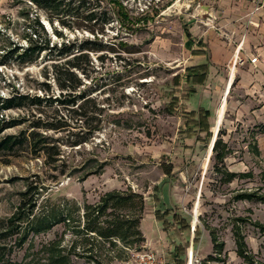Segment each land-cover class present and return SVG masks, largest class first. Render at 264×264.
<instances>
[{
  "label": "rangeland",
  "instance_id": "obj_1",
  "mask_svg": "<svg viewBox=\"0 0 264 264\" xmlns=\"http://www.w3.org/2000/svg\"><path fill=\"white\" fill-rule=\"evenodd\" d=\"M116 1L133 22L150 20L130 31L129 23L117 15ZM218 1L103 0L112 19L104 35L99 36L106 48L90 55L92 63L86 68V76L78 75L83 85L80 90L86 91L92 101L91 109L96 105L102 111L101 131L78 148L67 146V141L73 140L68 132L48 133L59 141L62 153L54 166L46 165L43 156L36 158L28 148L15 156L0 154V246L10 251L8 257L13 264H46L49 247L65 250L72 264H125L132 252L143 251L144 243H138L135 235L125 244L115 240L114 246L84 232V205L99 204L113 191L141 195L151 212L157 208L159 213L170 214L169 221L172 216L176 218L173 223L189 242L185 264H248L236 254L234 225L240 226L255 263L264 264V202L237 199L244 193L264 196V56L256 71L250 72L256 78L253 84V78L241 74L235 77L231 58L228 64L218 66L219 76L211 77L201 89V96H209L213 112L221 101L213 133L216 140L223 123L222 139L230 149L221 164L223 173L216 172L215 155L211 153L215 140L211 142L205 126L198 125L199 106L185 104L192 96L190 86L183 81L188 66L185 28L199 19L200 6H211L215 21ZM255 2L264 10V0ZM36 16L51 47L77 39L95 41L89 33L68 31L56 24L61 34L57 36L44 14L28 0H0L1 99L16 94L57 98L61 93L48 51L31 64L19 59L34 29L40 32L32 27ZM219 17L222 19V15ZM198 26L202 30L199 22ZM40 39H45L41 33ZM223 42L231 47L235 44L234 39L224 38ZM250 51L259 55L256 48ZM238 67L249 71L247 64ZM255 84L258 86L251 92ZM33 113L34 117L26 111L4 112L7 123L23 118L29 122L8 128L1 137L29 130L30 123L42 116L36 109ZM209 124L213 126V122ZM81 126L83 122L76 120L70 131L78 133ZM100 166L104 167L101 174L87 176L99 171ZM226 170L239 176L226 182ZM67 202L76 203L80 209L75 222L34 235L24 220L16 224L20 226L18 236L4 237L9 220L21 207H27L24 211L34 207L29 219L34 223L39 215ZM117 214L139 228L133 211ZM144 226L149 227V220ZM25 236L27 240L20 247ZM214 237L223 244L222 249L214 248Z\"/></svg>",
  "mask_w": 264,
  "mask_h": 264
},
{
  "label": "trees",
  "instance_id": "obj_2",
  "mask_svg": "<svg viewBox=\"0 0 264 264\" xmlns=\"http://www.w3.org/2000/svg\"><path fill=\"white\" fill-rule=\"evenodd\" d=\"M28 1L38 12L44 14L46 21L52 28L55 29V25L57 24L68 31L86 32L93 35L95 38V41L90 39L79 41L77 39L74 42H63L60 47L58 45L51 47V42L48 39L44 26L40 23L39 16H36L32 27H37L40 32L34 29L31 37L28 39V47L19 55V59L24 64H31L40 57L42 52L48 51L50 60L54 62L51 68L61 93L57 98L31 97L29 95L19 94L8 99L0 98V154L15 156L24 148H28L36 158L43 156L46 160V165L54 166L60 162L62 153L59 141L50 137L48 133L53 132L54 134H58L68 132L69 138H73V140L67 141V146L70 148H78L87 144L96 133L101 131L102 111L96 109V105H94L95 109H91L90 104H92V101L86 91L80 90L83 85L78 75L82 74L86 76V68L92 63L90 55L102 52L106 48L103 41L99 40V36L104 35L105 29L112 23V19L110 13L103 5V0ZM114 4L117 8V15L120 16L119 18L129 23L130 31L135 32V27L138 23L146 24L150 20L149 18H144L138 22V20L135 19L136 21L133 22V20L126 15L125 11L122 10L121 5L117 3V1ZM40 33L44 35L45 38L42 42ZM55 34L61 36L56 29ZM196 71L197 70H191L190 72L194 74ZM196 77L202 81L204 75L202 77L199 74ZM80 102L81 104L78 105ZM75 107H77V110L74 109ZM34 109L42 116L37 118L34 123H30L29 130L22 131L17 136L9 135L1 137L2 133L8 128L18 127L29 122L23 118L22 120H14L7 123L5 119H3L4 112L10 110L26 111L31 117H34ZM90 114H93L94 117H91ZM205 115L208 116V113ZM42 117H44V119H42ZM76 120L83 122V126L79 127L78 133H73L70 131L72 128L71 123ZM204 124L205 123L198 122V125L201 127ZM204 126L205 129L203 130H205L207 136L210 137L208 133L209 125L205 124ZM213 146L211 153L213 154L214 152L215 155L216 172L221 174L223 173L221 164H223L227 158L230 150L220 137L217 139L216 143L215 141L213 142ZM103 168L100 166L99 171L91 172L87 176L99 175L104 170ZM61 172H63L62 174L64 176L65 170ZM224 174L226 182H232L239 176L227 171H224ZM87 178H85L84 181ZM237 199L248 201L255 199L256 201L264 202V196L257 197L254 194L247 193L237 196ZM145 207V199L141 195L117 191L108 193L101 198L99 204L84 205V232L87 236L88 234H94L98 238L108 241L114 246H116L115 240H119L125 244L128 239L131 238V235H135L138 239L137 242L142 244L145 240L139 228L134 227L135 224L132 223V221H128L127 218L123 220L122 218L124 216H118L117 212H123V210L133 211L137 220L134 222L138 224L142 220ZM23 208L27 207H21L19 213L9 220L8 226L4 229V237L6 239L18 236L20 226H16L17 222H24L25 220L29 226V231L34 235H38L50 231L53 227L61 223L71 224L75 222L76 215L80 211L76 203L71 204L67 202L44 213L42 216L39 215L36 222L29 223V219L34 212V207H31V209L29 207L26 211H24ZM109 216H112V219H106V217ZM157 217L159 218V213H157ZM261 230L264 231V228L261 227ZM233 237L237 256L248 264H256L253 260V256L248 251L245 238L241 233L239 225H234ZM26 240L27 237L25 236L19 242L20 247L24 245ZM212 241L215 249L223 248V244L217 243L216 237H214ZM9 252L6 246H0V264H13L9 260ZM47 253L48 258L46 259V264H72L70 255L66 254L65 250L60 249V247H49Z\"/></svg>",
  "mask_w": 264,
  "mask_h": 264
},
{
  "label": "crops",
  "instance_id": "obj_3",
  "mask_svg": "<svg viewBox=\"0 0 264 264\" xmlns=\"http://www.w3.org/2000/svg\"><path fill=\"white\" fill-rule=\"evenodd\" d=\"M216 4L218 8V12L215 13V16H218L215 19L216 22L212 17L214 15L212 13L214 12L213 8L209 5H205L209 8L208 14L204 16L203 19L199 18L188 24L184 33V44L188 53L186 56L188 66L185 67L186 75L183 77V81L186 85L190 86V93L192 94L188 103L186 102L185 104L187 106L190 104H196L199 106L200 111L197 114L199 123L202 122L209 125L208 133L212 139L211 142L215 140L213 128L216 125L217 114L221 101L217 110H214L213 112V110H211L212 108L209 107L210 104L212 105V102L209 100V96H201L203 95L201 93L203 85H205L211 77L219 76L217 71L218 66L228 64L231 61V58V66L233 65L235 77L237 74H241L251 79L253 76H251L250 72L256 71L255 68L260 65L259 59L264 56V10L258 7V4L256 5L255 0H219ZM202 7L203 6H200L198 10L200 11ZM219 14L222 15V19H220ZM198 22L201 24L202 30L199 27L200 25L198 26ZM224 38L231 40L234 39V46L231 47L227 42H223ZM251 47L256 48L259 55L257 54V56H255L252 54L250 51ZM255 57L258 59V62L256 65H251L249 60ZM239 58L246 61V64L249 67L248 72L240 70L242 68L238 67L236 59ZM191 70L197 71L193 74L190 72ZM229 70L230 76V73L232 72L231 67ZM199 74L202 77L204 75L202 81L196 77ZM254 80H256V78H253L251 80L252 83L250 84H253ZM257 86L258 85L255 84L251 88V92H254ZM228 97L226 100L227 104ZM193 99H196L195 103H193ZM214 105L215 104H213V107H215ZM206 113H208V116L205 115ZM209 121L213 122L212 127L210 126ZM222 125L223 123L221 124V127ZM220 128L215 143L219 137L222 138ZM204 132L206 131L204 130ZM167 197L169 205H171V197L168 193ZM159 212L160 210L157 208H155L154 212H151L146 207L144 216L139 224V230L145 240L142 250L155 252L158 257L164 260L167 264H185V255L187 253V246L189 243L185 240L186 234L183 233V231H180L173 223L176 218L174 220V217L172 216V221H169L170 214L165 213V211H162L161 213ZM157 213L161 214L159 215V218L157 217ZM145 220H149V227L144 226ZM166 226H169L170 228L167 229ZM193 248L194 247L192 246V250L189 249L190 255H192Z\"/></svg>",
  "mask_w": 264,
  "mask_h": 264
},
{
  "label": "built area",
  "instance_id": "obj_4",
  "mask_svg": "<svg viewBox=\"0 0 264 264\" xmlns=\"http://www.w3.org/2000/svg\"><path fill=\"white\" fill-rule=\"evenodd\" d=\"M236 60H237V64L240 66L246 64V61L241 58ZM257 62L258 59L256 57L249 60V63L251 65H256ZM125 264H167V263L164 260L160 259L155 252L143 250L138 252H132L131 256L128 258Z\"/></svg>",
  "mask_w": 264,
  "mask_h": 264
},
{
  "label": "water",
  "instance_id": "obj_5",
  "mask_svg": "<svg viewBox=\"0 0 264 264\" xmlns=\"http://www.w3.org/2000/svg\"><path fill=\"white\" fill-rule=\"evenodd\" d=\"M208 12H209V8L206 7V6H203V7L200 9V11H199L198 18L203 19L204 16H206V15L208 14Z\"/></svg>",
  "mask_w": 264,
  "mask_h": 264
}]
</instances>
